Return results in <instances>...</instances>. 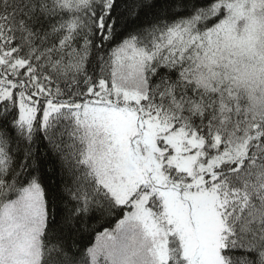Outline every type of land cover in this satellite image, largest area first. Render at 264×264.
<instances>
[{
	"label": "snow or ice",
	"instance_id": "1",
	"mask_svg": "<svg viewBox=\"0 0 264 264\" xmlns=\"http://www.w3.org/2000/svg\"><path fill=\"white\" fill-rule=\"evenodd\" d=\"M0 264H264V0H0Z\"/></svg>",
	"mask_w": 264,
	"mask_h": 264
}]
</instances>
